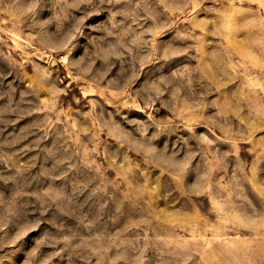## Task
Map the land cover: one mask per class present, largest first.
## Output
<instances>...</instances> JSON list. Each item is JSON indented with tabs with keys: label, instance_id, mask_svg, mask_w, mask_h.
<instances>
[{
	"label": "rangeland",
	"instance_id": "1",
	"mask_svg": "<svg viewBox=\"0 0 264 264\" xmlns=\"http://www.w3.org/2000/svg\"><path fill=\"white\" fill-rule=\"evenodd\" d=\"M0 264H264V0H0Z\"/></svg>",
	"mask_w": 264,
	"mask_h": 264
}]
</instances>
